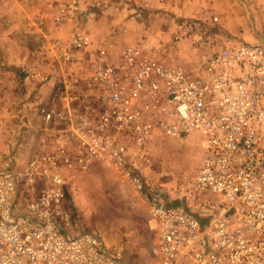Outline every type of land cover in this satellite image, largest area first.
<instances>
[{
	"label": "built area",
	"instance_id": "built-area-1",
	"mask_svg": "<svg viewBox=\"0 0 264 264\" xmlns=\"http://www.w3.org/2000/svg\"><path fill=\"white\" fill-rule=\"evenodd\" d=\"M97 9L60 0L54 23L84 22ZM179 29L183 38L188 26ZM47 45L69 72L54 82L55 105L39 111L46 127L23 175L13 157L0 170V264H123L95 234L65 228L64 173L93 163L143 200L158 264H264V41L222 47L192 68L166 65L141 47L114 55L79 31ZM156 133L202 141L188 192L194 210L167 205L161 186L134 173L137 162L149 164Z\"/></svg>",
	"mask_w": 264,
	"mask_h": 264
},
{
	"label": "rangeland",
	"instance_id": "rangeland-1",
	"mask_svg": "<svg viewBox=\"0 0 264 264\" xmlns=\"http://www.w3.org/2000/svg\"><path fill=\"white\" fill-rule=\"evenodd\" d=\"M117 9L113 11L122 10L118 7ZM98 11L100 10L97 9L95 13L97 14ZM235 12L241 13L240 15L244 17L245 21L242 25H238L234 20L225 22L226 19L220 18L214 22L213 18L217 16L212 15H207L208 19L205 20L168 16L153 17L150 20L146 16L143 25L142 22H137L143 31L149 32L150 35L156 30L165 33L170 31L172 25L176 26V34L171 35L167 41L150 42L149 45L132 44L127 39V42L121 39L116 43L120 48L141 47L167 65L173 54L163 51V45H175L181 42L190 51L182 55L178 65L172 66L192 68L199 58L212 54L222 47L230 46L227 45L229 42L252 44L264 41V0H259L254 6H244L240 12ZM233 14L234 12L231 13ZM85 21L79 23L84 25ZM183 26H188V30L184 32L183 38H178L181 35L179 27ZM111 29H114V26ZM133 30L134 28L131 31ZM112 44L115 46L114 42ZM3 107L5 111L6 106ZM31 108L34 113L36 112L31 126H23L22 120L17 123L20 132L17 139L21 143L20 147L15 149L6 147L7 120L3 119L4 121L0 122V170L7 159L13 157L16 172L23 175L28 160L38 152L43 129L46 126L41 120L39 106L34 105ZM147 146L149 164L143 165L137 162L139 171L136 169L134 173L139 174L142 181L147 184L156 183L161 186L167 205L190 206V209L194 210L188 192L192 188L195 170L204 154L202 141L195 136L175 139L156 133ZM127 168L135 170L132 165ZM64 175L67 195L65 208L70 215V224L65 228L69 233L95 234L109 252L120 257L123 264H158L151 253L154 235L145 204L119 174L100 163H93L85 170H66Z\"/></svg>",
	"mask_w": 264,
	"mask_h": 264
},
{
	"label": "crops",
	"instance_id": "crops-1",
	"mask_svg": "<svg viewBox=\"0 0 264 264\" xmlns=\"http://www.w3.org/2000/svg\"><path fill=\"white\" fill-rule=\"evenodd\" d=\"M92 1L98 3L100 11L95 17L86 19L84 25L78 22L57 26L53 18L59 2L0 0V122L7 120L6 147H20L21 143L17 139L20 134L17 129L18 121L22 120L23 126H31L36 114L31 107H53L54 91L57 90L53 86L54 82L69 72L57 60L55 51L50 49L48 42L66 44L75 30H79L90 36L94 48L105 44L110 48L111 54L117 55L120 45L116 42L121 39L132 44L149 45L150 42L167 41L171 35L176 34V26L172 25L170 31L165 33L156 30L150 35L143 31L137 22H142L143 25L146 16L149 19L168 16L205 20L208 19L207 15H212L221 20L226 19L225 22L234 20L242 25L244 17L235 11L240 12L244 6H254L259 0H126L122 7H118L115 0ZM117 7L122 10L113 11ZM137 10L141 12L140 18L135 15ZM38 22L42 23L40 29L36 28ZM112 26L114 29H111ZM99 27L102 28L98 29ZM112 42L115 46H110ZM236 44L229 42L227 45ZM41 47H45L44 54L40 52ZM162 50L173 54V58L170 56L171 61L167 62L169 66L178 65L182 55L190 51L181 42L175 45L164 44ZM185 64L184 62L183 65ZM40 76H47L48 82H41ZM3 106H6L5 111Z\"/></svg>",
	"mask_w": 264,
	"mask_h": 264
}]
</instances>
